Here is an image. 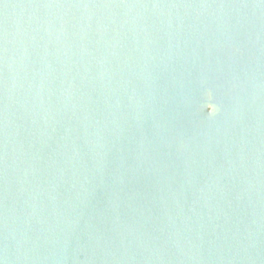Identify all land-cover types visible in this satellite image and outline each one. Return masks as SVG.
Returning <instances> with one entry per match:
<instances>
[{
  "label": "water",
  "instance_id": "95a60500",
  "mask_svg": "<svg viewBox=\"0 0 264 264\" xmlns=\"http://www.w3.org/2000/svg\"><path fill=\"white\" fill-rule=\"evenodd\" d=\"M0 264H264V2L0 0Z\"/></svg>",
  "mask_w": 264,
  "mask_h": 264
},
{
  "label": "snow or ice",
  "instance_id": "6c2138e0",
  "mask_svg": "<svg viewBox=\"0 0 264 264\" xmlns=\"http://www.w3.org/2000/svg\"><path fill=\"white\" fill-rule=\"evenodd\" d=\"M262 2H264V0H262Z\"/></svg>",
  "mask_w": 264,
  "mask_h": 264
}]
</instances>
